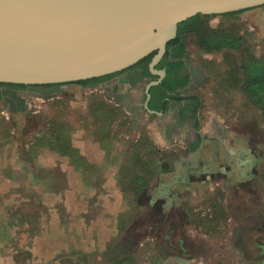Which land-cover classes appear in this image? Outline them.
I'll return each instance as SVG.
<instances>
[{"label":"rangeland","instance_id":"rangeland-1","mask_svg":"<svg viewBox=\"0 0 264 264\" xmlns=\"http://www.w3.org/2000/svg\"><path fill=\"white\" fill-rule=\"evenodd\" d=\"M241 16L231 21L212 17L208 23L213 28L224 23L236 27L235 32L248 38V49L264 53V42L260 45L253 42L252 32ZM186 42L190 64L202 74H199L201 89L195 92L201 95V108L206 113L200 125L211 122L209 113L213 107L221 114L225 112L226 117L231 116L230 122H243L247 126L242 130L252 138L249 154L253 164L229 173L219 170L213 174L212 178L217 180L211 186L176 191L168 203L152 194L148 196L147 189H139L133 181L127 182L121 188L127 195L126 204L135 209L131 221L135 222V228L149 225L150 229L144 233L134 231L133 242L122 238L118 244L114 243L113 247H117L113 252L121 254L112 263L123 264L120 258L126 255L131 259L129 264H264V116L240 90H230L226 85L241 81L243 54L226 53L217 64L221 58L202 52L194 34L186 37ZM207 67H212L209 77ZM118 79L111 77L109 83L87 93L81 90L76 93L71 86H65L61 93L47 98L23 89L18 93L28 99L31 110L21 119L10 117L0 105V217L5 219L0 222V264H21L22 259L26 260L24 264H30V256L20 250L21 234L27 232L23 238L29 242L28 229L35 216L30 210L46 206V192H57L63 200L62 192L68 189L64 163L70 158L67 152L71 146L76 148L74 144L81 141L91 144L103 141L108 145L118 142L126 146V161L118 169L126 178L148 169L140 161L133 162L134 150L130 148L143 142L144 133L138 141H132L124 136L129 124L154 132V141L165 142L168 149L175 145L173 130L169 131L175 118L158 120L145 113L137 115L133 110L142 99L136 103L132 95L137 92L141 97L144 87L136 92L119 90L114 86ZM114 96L125 101L121 105L112 104ZM71 156L79 159L77 152H71ZM69 163L71 171L73 168L79 171ZM87 163L86 172L97 178L93 185L103 190L102 167L88 160ZM158 170L150 171L149 187L153 185L152 193L156 194ZM240 173L243 176L239 179ZM25 225L27 230L23 229ZM125 232L133 234L132 230L122 231Z\"/></svg>","mask_w":264,"mask_h":264},{"label":"crops","instance_id":"crops-1","mask_svg":"<svg viewBox=\"0 0 264 264\" xmlns=\"http://www.w3.org/2000/svg\"><path fill=\"white\" fill-rule=\"evenodd\" d=\"M239 15H242V20L250 28L253 42L258 45L264 42V6L246 10ZM238 34L245 38V47H249L248 38L241 33ZM252 53L257 58H264L262 52L252 50ZM224 54L226 51L207 55L219 56L221 59H215L219 64L218 61L223 60ZM211 68L207 67L208 77L211 76ZM126 72H120L114 86L119 90L131 91L127 84L122 82L127 77ZM198 89L201 88L198 86L191 92L193 98H182L181 102L174 101L176 104L186 100L189 102L187 105L189 107H183L176 114L169 112L149 114L156 116L158 120L167 119L169 116L175 118L174 125H178L179 128L175 130V145L169 148L171 152L164 147L165 142H160L161 145L154 141L156 138L154 132L150 133L143 127L141 129L137 124L132 123V127L129 124L127 133H124V136L131 137L132 141H138L144 133L142 140L147 139L155 149L162 151L155 185L157 194L152 193L153 185L147 188V194L148 196L152 194L154 198L158 197L167 203L168 200L174 199L173 193L176 191L200 190V186L201 188L211 186L213 180H217L213 179L211 174L223 170L226 165L232 164L233 160L242 165L254 161L249 154L252 138L242 130L247 126L243 122L237 124L234 120L230 122L231 116L226 117L225 112L222 115L217 107H213L212 113H209L211 122L200 125L206 113L201 108V95L195 93ZM191 99H194L195 103L200 102V106L196 108L197 105H190ZM122 102L123 99L119 96L112 98V104L121 105ZM165 134L166 132L164 136ZM199 136H202L204 141L201 149L197 151L195 149L198 147ZM74 145L91 164L102 167L104 189L101 191L97 189L93 185L97 178L91 177L87 172L76 171L73 167L71 171L70 161L66 159L64 165L68 189L62 192L63 200H60L57 192L52 190L46 192V206L31 209L30 212L35 216L31 218L30 229L26 225L23 227L24 230H30V240L28 242L25 237L23 238L27 232L21 234L23 244L20 250L21 253L30 256V264H113V261L117 260L116 256L121 254L118 251V254L113 252L114 247H117H113L114 243L118 244L122 238L133 242L136 235L134 231L141 230L144 233V230L150 229L149 225L135 228V222L130 218L135 209L126 204L127 195L121 188L122 177L118 169L125 161L128 148L118 142L108 145L103 141L93 144L81 141ZM135 145L130 149L134 148L144 153L143 146ZM204 167H208L210 173L202 174ZM202 175H205V179ZM4 221L5 219L0 217V222ZM124 230H132L133 234L122 233ZM122 259L123 264H129L131 260L126 255L121 257L120 261ZM24 261L26 260L22 259L20 263L24 264Z\"/></svg>","mask_w":264,"mask_h":264},{"label":"water","instance_id":"water-1","mask_svg":"<svg viewBox=\"0 0 264 264\" xmlns=\"http://www.w3.org/2000/svg\"><path fill=\"white\" fill-rule=\"evenodd\" d=\"M264 0H0V84L59 85L105 77L156 53L146 86L185 21L263 7Z\"/></svg>","mask_w":264,"mask_h":264},{"label":"trees","instance_id":"trees-1","mask_svg":"<svg viewBox=\"0 0 264 264\" xmlns=\"http://www.w3.org/2000/svg\"><path fill=\"white\" fill-rule=\"evenodd\" d=\"M244 11L240 12H234L229 13L225 15H221V17L226 18L227 20L231 21L236 17L237 15L241 14ZM212 17L217 16H203L198 15L196 17H193L189 19L188 21L183 22L178 27V34L176 39L172 40L167 45V53L163 59V61L157 66V69H163L165 66L168 65L169 70L175 66V64L169 63L168 51L171 50L172 46L176 44H180V50L181 55H184V53L187 51V42L186 37L189 35L194 34L196 43L199 46V49L207 54L214 53V52H224L230 53V52H236L239 54H243V60L244 63L241 67V81H232V84L227 85V87H230V90H240L248 100H250L254 106L261 111L262 115L264 116V58H257L252 53L250 49L245 47V38L243 36H240L237 32H235L236 27L227 26L225 23L217 28H213L209 25L208 21ZM156 53L151 54L147 58L140 61L138 64H136L134 67H131L123 72H126L128 70H132L135 68L142 67L146 70L145 76L156 80L157 77L152 75L149 71V64L152 61L154 55ZM179 66H182V64H178ZM120 73H116L113 75H108L105 77L100 78H94L86 81H79L81 83L87 84L91 83L92 81H103L106 79H110L111 77H114L116 75H119ZM128 77L124 78L122 82L127 83ZM167 79L163 81V83L160 86L154 87L151 89V93L154 94L157 90L161 89L162 87L167 86ZM188 83V78L186 81L182 84V86L186 85ZM23 86V85H21ZM45 87L53 86V85H44ZM34 87H38L37 85ZM170 91L172 93H175V89L170 88ZM183 99L178 98L176 96H173L172 101L181 102ZM194 100V99H193ZM195 101V100H194ZM169 102H166L165 105L156 106L154 104V101L151 100L149 104V108L154 112H163L166 113L168 109ZM195 105H197L196 108L200 106V102L196 101ZM107 143V142H106ZM135 146H143L144 147V153H141L140 151L134 150V154L131 155L133 162L137 164L139 161L143 165L148 166V169L144 172H136L133 177H122L121 181V187L124 188L127 184V182H134L136 185L139 186V189L145 190L149 187V182L152 181L151 176V169H155L156 171L159 169V163H160V153L162 151L155 149V147L148 143V140L143 141L139 145ZM71 152H77L79 157V163H77L78 160L72 159ZM140 152L141 154H139ZM69 155L70 161L73 163L74 167L78 169L79 171L86 172V165L87 160L84 156H82L76 148L72 147L70 148V151L67 152ZM153 156L154 158H152ZM77 158V156H75ZM127 158V156H126ZM125 158V161H126ZM134 163L132 166H135ZM131 180V181H129ZM133 184V183H132Z\"/></svg>","mask_w":264,"mask_h":264},{"label":"flooded vegetation","instance_id":"flooded-vegetation-1","mask_svg":"<svg viewBox=\"0 0 264 264\" xmlns=\"http://www.w3.org/2000/svg\"><path fill=\"white\" fill-rule=\"evenodd\" d=\"M168 53H169V56L167 59L169 63L175 64V66H173V68H171L170 70H169L168 65L165 66L163 69H160V70L166 71V76L162 79L161 84L166 79L168 83H167V86L162 87L161 89L157 90L156 92H154V94H152L150 91L151 98H150V101L148 102V107H149L151 100L154 101V104L156 106H161L162 104L165 105L166 102H169L167 112L176 114L178 111H181L183 107L189 105V102L188 100H186V101H183V103L176 104L174 101H172L173 96H176L181 99L182 98H185V99L193 98L194 96H191V92L193 91L194 88L200 86L201 81L199 80V74L201 72L198 69H194L191 66L190 56L188 55V53H184V55H181L180 44H176L172 46L171 50H169ZM163 59L161 60V62L163 61ZM178 64H182V66H179ZM148 68L150 71L149 66ZM127 72L129 74L127 75L129 79L128 82L126 83L127 88L136 92V91H139V87L141 86L144 87L143 94L141 97H139L140 95L137 94V92L132 95L134 98L133 100H135L136 103L139 100V98L142 99L141 104L133 111H136L135 113H137V115H141L144 113L150 114L148 110L145 108V103L147 101L146 86L152 81L159 80V76H156L157 77L156 80H153L145 76L146 70L142 67L128 70ZM118 76L119 75H116L115 77H118ZM187 78H188V83L182 86V84L186 81ZM110 79H106L103 81L102 80L92 81L91 83H87V84H84L81 82H75V83H68V84L53 85V86H48V87L0 84V105H2V107L4 108V111L10 117H16V118L21 119V117L25 116L31 110V106H30L28 99L25 96L18 93L19 91H22L23 89L27 90L30 94H33V95L39 94L41 97L47 98L51 95H58L59 93H61L63 87L65 86H71L73 91H75L76 93H77V90H81V92L83 91V93H87V91H91V89H95L97 87H103L104 84L109 83V81H111ZM170 88L175 89L176 90L175 93H172L170 91ZM190 105L194 106L195 101L192 100V102H190ZM32 112L35 113V110ZM178 128H179L178 125H173V127L169 131L173 130L172 134L175 136L176 135L175 130H178ZM203 141H204V138L202 136H199V139L197 141L198 147L195 150L198 151L201 149ZM252 164L253 163L242 165V164L236 163V161L233 160L232 164L226 165L224 169L220 171L226 170V172L229 173V171H232V169L233 170L239 169V167L245 168L246 166H249V165L251 166ZM209 170L210 169L208 167H204L202 169V174L210 173ZM218 171L213 172L211 176H213V174H217ZM242 176L243 175L240 173L237 178L240 179L242 178ZM202 178L205 179V175H202ZM164 203H166V201H164ZM165 207L166 206H164L163 208Z\"/></svg>","mask_w":264,"mask_h":264}]
</instances>
